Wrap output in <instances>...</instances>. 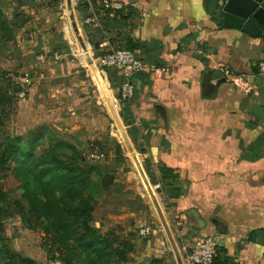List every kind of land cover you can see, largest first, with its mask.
I'll list each match as a JSON object with an SVG mask.
<instances>
[{
	"label": "crops",
	"instance_id": "obj_1",
	"mask_svg": "<svg viewBox=\"0 0 264 264\" xmlns=\"http://www.w3.org/2000/svg\"><path fill=\"white\" fill-rule=\"evenodd\" d=\"M14 1L6 0L10 13L31 16L17 32L21 53L11 64V70L34 78L17 85L26 90L22 102L55 116L50 127L59 135L79 139L94 132L92 126H107L106 117L112 119L102 94L97 96L98 84L85 69L88 84L79 79V66L86 63L82 51L79 65L72 63L80 45L68 16L77 42L68 46L65 0H32L34 7L26 11H17ZM225 2L72 0L79 36L97 66L98 56L110 49H128L144 64L132 77L135 95L128 101L120 97L122 71L101 68L99 74L108 97V89L114 93L112 106L134 157L116 127L111 138L124 164L116 170L115 188L98 200L92 222L101 236L131 242L126 264H187L188 246L206 237L225 250L231 264H264V79L257 72L264 38L224 28ZM56 43L69 52L39 62ZM33 44L40 46L37 56ZM144 228L150 233L140 237Z\"/></svg>",
	"mask_w": 264,
	"mask_h": 264
},
{
	"label": "trees",
	"instance_id": "obj_2",
	"mask_svg": "<svg viewBox=\"0 0 264 264\" xmlns=\"http://www.w3.org/2000/svg\"><path fill=\"white\" fill-rule=\"evenodd\" d=\"M30 22L26 14H16L10 22L0 6V46L15 42L16 33ZM18 53L19 47L14 56ZM14 90L13 94L7 86L0 89V241L8 243L3 224L15 214L25 229L42 235V247L61 264H126L131 242L101 236L92 222L98 200L115 188L116 169L89 162L79 141L54 132L50 125L55 116L32 113L39 118L16 121L19 134L5 130L1 112L12 110L20 88ZM62 121L66 127L71 125V120ZM115 148L116 164L122 165L116 142ZM168 177L174 179L171 170ZM2 255L4 264H29L10 249ZM210 264L231 261L225 250L216 247Z\"/></svg>",
	"mask_w": 264,
	"mask_h": 264
},
{
	"label": "rangeland",
	"instance_id": "obj_3",
	"mask_svg": "<svg viewBox=\"0 0 264 264\" xmlns=\"http://www.w3.org/2000/svg\"><path fill=\"white\" fill-rule=\"evenodd\" d=\"M14 5L16 7V10L19 11L21 10V7L26 11L27 7L24 6H19L17 3V0H15ZM0 6L2 7L3 13H4V18H8L10 20V22H12L14 15L13 13H10V9L7 7V3L6 0H0ZM63 13H64V17L66 18V23L67 26L69 28V35H70V41L71 42L68 46L70 47L71 44L73 43V45H77V42H75V37L73 36V33L71 32V28L69 26V20H68V12L66 10V8L63 9ZM17 13V12H15ZM34 16V15H33ZM34 18V17H33ZM42 21V20H41ZM44 21V20H43ZM55 24L54 22L51 23V25ZM71 24V23H70ZM54 30V28H53ZM19 35L18 33H16V37H15V42H10L6 45V42L1 43L0 46V89L2 88H6L9 87V92L13 93L15 90V87H17L16 85V79H18L22 74H20L18 71L15 72V70H11L12 66L11 64H13V56H14V51L16 50V48H20V46L17 45V40H19ZM56 37V36H55ZM21 40V39H20ZM32 45V44H31ZM68 46H64V45H58L57 43L54 45H51L44 48L46 49V59L47 61H53V54L58 52L59 54H64L66 55L68 51ZM33 48H31L32 51V56H37V51H40L39 48L40 46L38 44H33L32 46ZM72 47V46H71ZM43 49V48H42ZM79 51L76 53L74 52V56L71 57V60H73V65L76 63L78 64V56L81 54V48L78 47ZM51 50V51H50ZM53 53V54H52ZM11 57V58H10ZM70 57V56H69ZM34 58V57H33ZM45 59V60H46ZM67 59V58H65ZM59 60V62L57 61V63L61 64L64 63L66 60ZM93 61V60H92ZM71 63V62H70ZM71 63V64H72ZM94 63V69L96 70V72L98 73V75H102L101 71L102 69L97 66ZM79 65V64H78ZM79 68L82 70V72H79V79L82 81V83L84 85L88 84V78L86 77V74L84 72V69L86 71H88L92 77L94 78V75L92 73V70L90 68V65H88L87 60L86 63H84L83 65L79 66ZM95 80V79H94ZM96 82V80H95ZM97 83V82H96ZM99 88V87H98ZM97 88V96L100 94L101 91L100 89ZM107 89V86H106ZM99 90V91H98ZM109 91V99L110 101L113 100V96L114 93L108 89ZM14 94V93H13ZM92 96V95H91ZM16 99V98H15ZM13 100V108L10 112L7 113L6 109H3V111L1 112V119L3 122V126L4 129L8 130L9 133L11 134H19V123L16 121H19L20 118L24 117L25 119H27V121H30L31 118L32 119H38L39 117L36 116L35 118H33L34 114H32L31 111H33L34 113L39 114L40 111L36 110L34 107L32 106H28L27 103L25 102H17V100ZM85 101L88 99V96H86ZM112 104V102H111ZM108 108V107H107ZM114 108V107H113ZM108 114H110V117L112 120L109 119V116H107L105 122L107 123V126H92V130L95 128L96 130L92 133H90V135L87 136V134H83V137H80L79 139H84L83 141H80L79 139H77V137L73 136V134H70L73 136L74 139H76L77 141H79L81 143L82 146V150L84 152V155L87 157V160L91 163L94 164H100V165H110V166H114V169H119L120 166L117 163V157H116V148H115V140H113V138H111V132L112 130H114L113 132L116 131V125L114 122V119L110 113V111L108 110ZM37 122V121H35ZM85 127V126H83ZM59 128V129H57ZM57 128H55L56 130H58V132H62V128L61 126H58ZM61 129V131H60ZM84 128H81V126L77 129V131H82ZM104 129H106V131H104ZM112 132V133H113ZM89 137V139L87 140V138ZM93 152H97L103 155V159H100L98 161L96 160H92L89 158V155ZM7 189L11 188V183H7ZM3 230H4V236L7 237L8 243L4 242V241H0V264H4L6 262V258L4 257V255H2V253H4V251H6V249H10L11 251L17 253L20 257H22L25 260L29 261V264H51L54 260H58L55 257L52 258V256L50 255V253H48L46 251L45 248L42 247L41 243H42V235L38 232H31L28 231L27 229H25L22 224L21 221L19 219V217L15 214H12V217L5 220L4 224H3ZM133 238H138L137 233L132 235ZM7 244V245H6ZM193 247L192 246H188L187 251H189L190 253L193 251ZM181 255H183V250H181Z\"/></svg>",
	"mask_w": 264,
	"mask_h": 264
},
{
	"label": "water",
	"instance_id": "obj_4",
	"mask_svg": "<svg viewBox=\"0 0 264 264\" xmlns=\"http://www.w3.org/2000/svg\"><path fill=\"white\" fill-rule=\"evenodd\" d=\"M65 3H66L68 15H69V20L71 23V28L77 37L81 50L87 56L86 58L87 63L88 65H90V68L94 75V79L96 80L99 86V89L102 93L104 101L114 119L115 125L124 141L126 149L130 153V155L134 157V151L124 132V129L120 123L118 115L116 114L111 104V101L108 97L106 90L104 89V86L100 80L98 73L94 69V63L89 56L87 46L84 44L83 40L79 36V30H78L76 21L74 19V13L72 9V0H65ZM19 4L24 7H29V8L34 7L32 0H20ZM220 17L222 19V26L226 29L238 30L241 33L248 35L249 37H252V38H258V37L264 38V0H226V2L221 8ZM146 186H147L149 196L160 218L161 225L167 237L169 238L170 242L173 244L172 235L170 233L169 227L166 223L164 216L162 215V211L154 197L152 189L147 182H146Z\"/></svg>",
	"mask_w": 264,
	"mask_h": 264
},
{
	"label": "built area",
	"instance_id": "obj_5",
	"mask_svg": "<svg viewBox=\"0 0 264 264\" xmlns=\"http://www.w3.org/2000/svg\"><path fill=\"white\" fill-rule=\"evenodd\" d=\"M102 47H105L104 45ZM46 59L45 55H39L37 60L42 62ZM59 59L58 57L55 58ZM96 63L102 69H117L122 71L124 75V81L120 86V97L122 100L128 101L133 99L135 95V89L132 83V77L140 73L144 69L143 62L135 56V54L127 49H110L105 51L102 55H99L96 59ZM258 74L264 79V61H261L257 65ZM33 77L28 74H22L16 84L23 86L33 81ZM42 79L40 75L37 80ZM17 102H22L26 98V90L20 88V91L15 94ZM92 160L103 159V155L97 152H93L89 155ZM150 233L148 228L140 229L138 235L145 237ZM216 242L211 237H206L198 241L193 251L186 256L187 264H210L212 258L215 255ZM51 264H61L59 260H54Z\"/></svg>",
	"mask_w": 264,
	"mask_h": 264
},
{
	"label": "bare ground",
	"instance_id": "obj_6",
	"mask_svg": "<svg viewBox=\"0 0 264 264\" xmlns=\"http://www.w3.org/2000/svg\"><path fill=\"white\" fill-rule=\"evenodd\" d=\"M82 53H83V55H84V57H85V59L87 58V56H86V54L82 51Z\"/></svg>",
	"mask_w": 264,
	"mask_h": 264
}]
</instances>
